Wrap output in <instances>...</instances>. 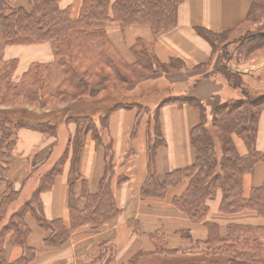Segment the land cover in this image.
Here are the masks:
<instances>
[{
    "label": "trees",
    "instance_id": "trees-1",
    "mask_svg": "<svg viewBox=\"0 0 264 264\" xmlns=\"http://www.w3.org/2000/svg\"><path fill=\"white\" fill-rule=\"evenodd\" d=\"M29 8L12 6L0 0V33L6 46H26L49 43L53 60L32 63L18 80L14 76L17 59H0V181L9 169L11 153L20 129L37 131L55 137L60 125L74 124L75 133L56 163L39 180L28 201L8 214L20 196L6 182L9 193L0 204V264H30L38 251L28 244L30 229L25 220L31 216L45 232L43 249L56 251L74 243L77 264H111L115 249L103 235L122 211L113 194L114 150L104 144L102 127L109 115L119 108H131L119 91L155 68L164 67L155 57L152 42L137 38L128 48V57L113 45L107 25L116 24L122 31L132 27H147L153 36L170 31L177 25L179 0H81L78 9L62 7L59 0H27ZM264 17V0H252L248 20ZM215 51L218 41L230 33L217 34L204 28L195 29ZM264 31L238 41L237 62L254 53L264 52ZM233 44L237 43V41ZM180 60H173L169 65ZM199 68V66L197 67ZM220 71L230 87H240L243 97L230 99L215 106L208 114L205 106L194 98L170 97L161 105H191L201 113V120L190 134L195 150L191 167L175 170L159 180L156 175V151L165 145L158 113L151 119L155 137L147 146V176L139 191L142 201L170 204L192 223L201 224L206 238L197 240L190 250L168 249L164 238L149 234L154 246L150 250H135L119 264H264V226L229 224L221 234L219 224L208 221L209 201L221 193L219 213L236 216L245 213L264 217V184L245 188L244 180L251 176L264 152L256 148L258 124L264 111V92L255 95L245 87L242 74L222 65ZM101 92L93 94L95 87ZM111 89H115L113 92ZM54 103L65 104L53 108ZM140 107V106H139ZM142 109V108H141ZM98 146H103L108 158L98 189L91 193L79 173L84 137L89 134ZM243 149V152L241 148ZM70 158L67 182V219H47L42 194L52 190L55 179L64 171ZM129 177L120 176L118 184ZM82 181L84 205L76 204L75 187ZM7 214L10 216L7 221ZM133 234L141 235L138 220H128ZM8 244L17 251L8 258Z\"/></svg>",
    "mask_w": 264,
    "mask_h": 264
},
{
    "label": "crops",
    "instance_id": "crops-1",
    "mask_svg": "<svg viewBox=\"0 0 264 264\" xmlns=\"http://www.w3.org/2000/svg\"><path fill=\"white\" fill-rule=\"evenodd\" d=\"M7 1L11 4V0ZM59 1L62 7L73 5L74 8L78 9L81 0ZM20 3L24 5L23 7H27L24 1L20 0ZM251 5L252 0H179L176 27L154 36L147 27H132L122 31L116 24L107 25L108 34L113 45L126 57L130 54L128 48L134 44L137 38L141 37L148 42H152L151 49L155 57L161 64H166L161 69L155 68L147 75L135 80L134 83L119 89L123 93L122 98L127 103L135 104L133 107L114 110L109 115L104 127L97 121V126L104 130L103 136L105 135L107 138V141L104 139L103 143H111L114 150V177L111 188L122 211L120 217L114 223L108 225L107 230L102 232L104 234L100 236L102 239L109 238L110 245L116 251L115 261L111 264H119L122 259L132 255L136 249L140 250L142 245L143 249H152L154 244L149 239V234L164 238V245L168 249L189 250L195 246L197 241L191 243L188 239V232L191 230L192 235L195 236L197 226L191 227L189 224L191 221L182 216L170 204L171 194L179 191V188L170 189L168 198L162 202L142 201L139 197V191L147 176V146L149 142H153L155 137L151 122L153 115L158 113L161 135L165 142V145L156 151L155 156L156 175L159 180H162L165 179L167 174L191 167L194 164L196 156L191 145L190 134L192 129L199 124L201 113L191 105H161L162 102H154L152 91L155 89L165 90L169 95L168 98L174 97L173 93L177 91L181 96L194 98L201 102L210 114L213 108L222 102V91L225 89V82L222 80L221 75L217 73L214 77L213 73L217 69L219 57L215 62L216 56H214L215 51L212 46L199 36L195 29L204 28L217 34L232 33L239 29L244 22H247ZM1 40L0 37V59H17L19 68L20 58H17L11 52H7L8 50H14L13 48L5 51L10 53L9 56H6L5 52H1L3 49L2 44H4V41ZM26 46H28L26 49L21 50H29L34 55L44 54L45 57L44 60H33L29 65L32 63H47L53 60V52L49 43ZM38 51L44 52L39 53ZM173 60L182 62L177 61L175 64L168 66L167 64ZM208 65L209 67L212 65L209 71L205 68ZM198 66L199 68H197ZM231 67L242 74V80L250 88L260 86L264 82V52H257L246 58L241 57L240 61L234 63ZM226 88L229 87L226 86ZM101 90V86L95 87L93 94L98 95ZM111 90L115 92V89ZM160 95L161 92H158L155 98ZM64 105V103H54L52 107L61 108ZM141 111H144L143 115H141ZM263 112L259 119L256 142V148L259 152H264ZM67 127L70 137H72L76 126L68 124ZM43 136L35 131H29V129L21 131L18 135V141L14 147L16 150L11 153L9 169L4 175L5 180L0 181V204L2 198L9 193L6 182H9L11 188L21 194L24 190L23 187L32 177V172L50 159V148L54 145V141L52 139L46 140ZM86 146L91 147L89 139L85 141V144L83 143L79 173L86 183V189L91 193H95L97 185L99 186L98 182L104 175L108 158H106L103 146L97 145L95 147L96 153L89 154H86ZM38 147L44 149V152L40 150L30 160ZM241 150L243 152L242 148ZM26 155H29V159H26ZM28 162H30L29 165H27ZM259 164L255 166L252 177L245 178L244 187L246 189L251 186L259 187L255 185ZM261 164L264 166V163ZM69 169L70 158L64 166L63 173L55 179L52 190L42 194L45 215L49 220L67 219L68 217L66 198L68 199ZM120 176L129 178L119 185L118 179ZM261 179H264V176ZM79 182L81 183V190L82 181ZM59 189H61L63 197L60 202L57 201L54 195ZM126 197L138 198L134 210V213H136L132 214L133 216L124 217ZM131 219L138 220L140 223L141 235L133 234L127 227L126 223ZM25 222L30 229L28 244L38 251L36 260L38 255L43 256L36 264H56L58 262L55 261L58 260H62V264H65L64 261L66 260L69 261V264H77L73 242L56 251L44 250L42 242L45 233L37 227L35 221L29 219V216H27ZM149 225H151V230L145 232L144 227L147 229ZM249 225L264 226V224L253 223ZM158 228L160 230H157ZM198 235L197 240L206 238L207 232L202 225L198 230ZM9 238L10 235L6 239L5 251L7 257L12 258L17 251L8 244Z\"/></svg>",
    "mask_w": 264,
    "mask_h": 264
},
{
    "label": "rangeland",
    "instance_id": "rangeland-1",
    "mask_svg": "<svg viewBox=\"0 0 264 264\" xmlns=\"http://www.w3.org/2000/svg\"><path fill=\"white\" fill-rule=\"evenodd\" d=\"M22 1H24L27 4L26 8H29L27 0H22ZM10 2H11V4L13 6H22V7L24 6V5H22V3H20V0H17V1L11 0ZM259 31H264V17H262L260 15H257V17H255L252 21L248 20L247 22H244L239 27V29L235 30L234 32L228 34L226 37H223V38H221L218 41V43L216 45L214 56H216L215 62H216V60L219 57V62H218V65H217V69L215 70L213 75H214V77H216V73L221 75L222 80L225 82V89L222 91V102L221 103H224V102H226V101H228L230 99H241L243 97V94H242V90L240 89V87H234L233 88V87L229 86L227 78L224 75L221 74V71L218 70L219 67L222 66V65L224 66V65L228 64V67L230 68L231 65L236 63L237 59H238V56L240 55L237 52V48L239 46L238 45V41L239 42L243 41L247 37L258 33ZM0 37L2 39L1 41H3L1 33H0ZM232 41H234V43L237 41V43L233 44ZM2 45H3V49H2L1 52H5L6 50L13 48L14 50H8L7 52L13 53L17 58H20V60H21L19 68H18V70H17V72H16V74L14 76V79H16V80L19 79L21 74L27 69V67L29 66V64L33 60H44V58H45L44 54L34 55L29 50H21V49H26V47H28V46H6L5 44H2ZM7 52H5V55L9 56L10 53H7ZM38 52L42 53L44 51H38ZM222 60H223V63H222ZM221 63H222V65H221ZM211 67H212V65L210 67L208 65L205 68H206V70L209 71V69ZM230 69H232V68H230ZM166 85H168V84H166ZM243 85L245 87L249 88L251 90V93H253L255 95H258V94L264 92V82L260 86L251 87V88L248 87L245 83ZM226 86L229 87V88L227 89ZM94 89H93V91H94ZM152 92H153L152 95H153V98H154L153 99L154 102H162L163 100L167 99L168 96H169L165 90L155 89ZM158 92H161V95L159 97L155 98V95H157ZM179 94L180 93H177V91H176V92L173 93V96L174 97H180L181 95H179ZM143 114H144V111H141V115H143ZM24 130H28V129H20L19 132H18V135H20V132L24 131ZM35 132L38 133L39 135L43 136L42 133L37 132V131H35ZM43 138H46V140L52 139L54 141V145H52V147L50 148V152H51L50 159H48L46 162H44L42 165H40V167L38 169H36V171L32 172V177H30V179L27 181V183L23 187L24 190L22 191V193L20 194L19 198L14 203L12 208L10 209V211L8 213L9 215L14 210L18 209L24 202H26L30 198V196L32 195V193L34 192V190L38 186L40 177L46 171H48L56 163V161L58 159H60V157L63 155L64 151L66 150V148L68 146V141H69V138H70V132H69V129H68L67 125H61L59 127L58 131H57V135L55 136V138H52V136H46V135H44ZM88 139L90 140L91 147L86 146V154L96 153V148L95 147H97V144L94 141V139L92 138V135H91L90 132H89L88 135H86L84 137V144H85V141L88 140ZM104 139L107 141L106 136L102 135V141L103 142H104ZM17 141H18V138H17ZM107 143H104V144H107ZM15 150L16 149L14 148L13 152ZM40 150H41V152H44V149H42L41 147H38L36 149V151L34 152L33 156L30 158V160L35 155H37L40 152ZM26 159H29V155H26ZM29 164H30V162L27 163V165H29ZM263 176H264V166H262V164L260 163L257 166V173H256V178H255V180H256L255 185L256 186H260L261 184H263L264 179H261V177H263ZM98 184H99V182H98ZM80 186H81V183L79 182L77 184V186H76L75 195L77 196V198H76L77 206L79 208H82L83 205H84V199L81 196ZM97 188H98V185H97L95 191L97 190ZM7 190L9 191L8 187H7ZM54 195H55V197H56L58 202H60L62 200V198H63L61 189H59L58 192L55 193ZM137 199H138L137 197H126V199H125L126 201L124 203V206H125L124 209H126L125 213H124V217L133 216L132 214L136 213V212L134 213V210L136 209V201H137ZM66 200H67L66 201V203H67L68 199L66 198ZM220 200H221V193L218 192L217 198L214 199V200L209 201L210 214H209V218L208 219L220 225L221 234H225L226 233L227 224H229V223H236V224H243V225H249L250 223L251 224L252 223L253 224H264V217H259V216H256V215L250 214V213H245V214L236 215V216H224V215H221L219 213V211H218ZM9 215H7L6 221L10 217ZM29 219L34 221V219L32 217H30V216H29ZM189 224L191 225V227L197 226V230H196L195 236L192 235L191 230L188 232L189 233V238L188 239L190 240L191 243H193L195 240L197 241V237L199 236L198 235V230L201 228V224H196V223H192V222H189ZM149 230H151V225L147 226V229L144 227V231L145 232H148ZM157 230H160V228H158ZM195 244H196V242H195ZM141 250H144L143 249V245L140 247V251ZM42 258H43V256L40 254V255H38L37 260H35L33 263H30V264H36ZM55 262H58L56 264H62L63 261L62 260H58V261H55ZM64 263L65 264H69V261L66 260V261H64Z\"/></svg>",
    "mask_w": 264,
    "mask_h": 264
},
{
    "label": "water",
    "instance_id": "water-1",
    "mask_svg": "<svg viewBox=\"0 0 264 264\" xmlns=\"http://www.w3.org/2000/svg\"><path fill=\"white\" fill-rule=\"evenodd\" d=\"M264 34V32H262Z\"/></svg>",
    "mask_w": 264,
    "mask_h": 264
}]
</instances>
